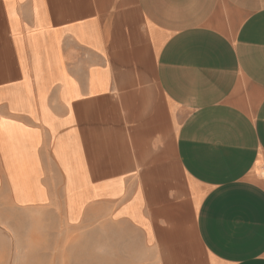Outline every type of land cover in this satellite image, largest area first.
I'll use <instances>...</instances> for the list:
<instances>
[{
  "label": "crops",
  "instance_id": "0c3cea01",
  "mask_svg": "<svg viewBox=\"0 0 264 264\" xmlns=\"http://www.w3.org/2000/svg\"><path fill=\"white\" fill-rule=\"evenodd\" d=\"M3 193L121 264H264V0H0Z\"/></svg>",
  "mask_w": 264,
  "mask_h": 264
},
{
  "label": "rangeland",
  "instance_id": "374dc122",
  "mask_svg": "<svg viewBox=\"0 0 264 264\" xmlns=\"http://www.w3.org/2000/svg\"><path fill=\"white\" fill-rule=\"evenodd\" d=\"M103 242L102 231L73 226L58 205L19 206L1 194L0 264H121L119 248L106 255Z\"/></svg>",
  "mask_w": 264,
  "mask_h": 264
}]
</instances>
